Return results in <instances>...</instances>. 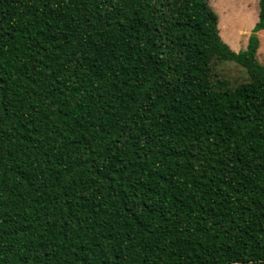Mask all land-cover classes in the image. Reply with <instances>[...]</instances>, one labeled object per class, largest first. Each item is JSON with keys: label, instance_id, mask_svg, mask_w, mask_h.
Instances as JSON below:
<instances>
[{"label": "trees", "instance_id": "1", "mask_svg": "<svg viewBox=\"0 0 264 264\" xmlns=\"http://www.w3.org/2000/svg\"><path fill=\"white\" fill-rule=\"evenodd\" d=\"M258 7L0 0V264H264Z\"/></svg>", "mask_w": 264, "mask_h": 264}, {"label": "rangeland", "instance_id": "2", "mask_svg": "<svg viewBox=\"0 0 264 264\" xmlns=\"http://www.w3.org/2000/svg\"><path fill=\"white\" fill-rule=\"evenodd\" d=\"M218 15V31L221 39L234 51L244 49L258 17V0H208ZM258 60L264 64V30L258 32ZM216 71L234 87L247 78L243 67L233 61L216 66Z\"/></svg>", "mask_w": 264, "mask_h": 264}]
</instances>
